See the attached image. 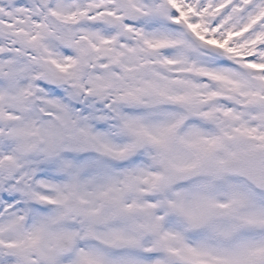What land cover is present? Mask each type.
<instances>
[{"label":"snow or ice","instance_id":"6c2138e0","mask_svg":"<svg viewBox=\"0 0 264 264\" xmlns=\"http://www.w3.org/2000/svg\"><path fill=\"white\" fill-rule=\"evenodd\" d=\"M0 264H264V0H0Z\"/></svg>","mask_w":264,"mask_h":264}]
</instances>
